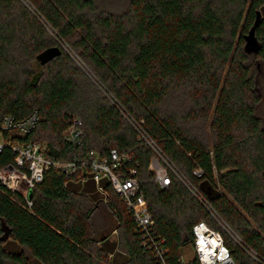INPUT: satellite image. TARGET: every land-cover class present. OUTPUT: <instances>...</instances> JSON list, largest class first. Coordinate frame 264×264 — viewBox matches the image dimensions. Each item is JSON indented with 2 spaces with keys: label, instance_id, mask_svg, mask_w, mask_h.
Here are the masks:
<instances>
[{
  "label": "trees",
  "instance_id": "obj_1",
  "mask_svg": "<svg viewBox=\"0 0 264 264\" xmlns=\"http://www.w3.org/2000/svg\"><path fill=\"white\" fill-rule=\"evenodd\" d=\"M258 11L262 48L248 54L244 36ZM55 47L60 55L42 65L39 55ZM261 79L264 0H130L122 13L96 0H0V124L37 111L23 140L46 144L55 161L129 155L123 170L138 171L168 264H201L183 256L201 221L222 234L236 264H264ZM76 119L82 134L70 142L64 134ZM141 132L204 203L172 173L168 188L157 185L150 169L157 154ZM13 161L9 149L0 153V168ZM86 178L85 186L78 175L48 171L31 208L0 182V264H158L106 180L104 200L120 237L94 235L99 204L89 194L97 183Z\"/></svg>",
  "mask_w": 264,
  "mask_h": 264
},
{
  "label": "built area",
  "instance_id": "obj_2",
  "mask_svg": "<svg viewBox=\"0 0 264 264\" xmlns=\"http://www.w3.org/2000/svg\"><path fill=\"white\" fill-rule=\"evenodd\" d=\"M39 120L37 111L22 119L7 115L2 120L0 124V153L9 149L14 155V161L0 168V182L9 191L21 194L27 206L31 208L33 201L29 195L37 185L43 182L45 174L50 170L61 171L71 177L78 175L79 182H84L86 176H91L102 193H104L102 182L106 180L125 203L136 221L142 234L143 246L152 251L158 260V264H168L166 242L154 231L155 220L145 203V195L138 179V171L137 169L123 170L126 162L131 160L129 155L112 150L107 157L91 153L90 157L82 162L48 159L46 157V144L27 143L23 140L34 131ZM81 125V120H74L64 134L65 140L78 142L82 134ZM141 139L145 140L157 154L150 166L154 172V181L157 185L161 189L168 188L172 184L170 174L172 173L187 185L195 197L204 203L198 189L161 152L157 144L142 132ZM194 174L201 177L203 172L197 168ZM217 220L222 223L219 218ZM224 229L240 244L239 239L228 227ZM193 233L195 240L193 249L201 264H236L230 249L225 244L224 237L217 229L211 227L207 222L201 221L194 226Z\"/></svg>",
  "mask_w": 264,
  "mask_h": 264
},
{
  "label": "rangeland",
  "instance_id": "obj_3",
  "mask_svg": "<svg viewBox=\"0 0 264 264\" xmlns=\"http://www.w3.org/2000/svg\"><path fill=\"white\" fill-rule=\"evenodd\" d=\"M97 5L100 9L104 11H109L113 13H122L124 12L130 0H96ZM262 78V76H261ZM263 79V78H262ZM261 79V82L264 80ZM259 114L264 116V104L259 108ZM87 177L86 179H88ZM85 179V180H86ZM91 183V182H90ZM96 189L91 192V197L95 200L93 206H98L99 209L93 216L91 223L93 226L94 235L100 239L106 234H109L111 241H118L120 237V231L117 229L118 222L114 218V215L107 209L105 202V194L99 191L98 184L95 187ZM107 236V235H106ZM183 256L185 261H189L195 257V251L193 247L187 246L183 251ZM29 264V263H28ZM31 264V263H30ZM33 264H37L33 261Z\"/></svg>",
  "mask_w": 264,
  "mask_h": 264
},
{
  "label": "water",
  "instance_id": "obj_4",
  "mask_svg": "<svg viewBox=\"0 0 264 264\" xmlns=\"http://www.w3.org/2000/svg\"><path fill=\"white\" fill-rule=\"evenodd\" d=\"M262 18H263V16H262L261 12L258 11L253 27L244 36L245 51L248 54H257L262 48V45L256 36V29L260 26V24L262 22ZM60 53H61V50L58 47L48 49L39 55V61L42 65H44V64L48 63L49 61L53 60L58 55H60ZM205 190H206L207 194L210 195V197H212L215 194V191L209 185L205 186ZM32 196H33V192L30 193L29 197L32 198ZM102 240H104V238Z\"/></svg>",
  "mask_w": 264,
  "mask_h": 264
},
{
  "label": "crops",
  "instance_id": "obj_5",
  "mask_svg": "<svg viewBox=\"0 0 264 264\" xmlns=\"http://www.w3.org/2000/svg\"><path fill=\"white\" fill-rule=\"evenodd\" d=\"M91 181L96 185V183L93 180H91ZM88 182H89V180H85L84 183H80V184H84L86 186L88 184ZM89 195L91 196V194H89Z\"/></svg>",
  "mask_w": 264,
  "mask_h": 264
}]
</instances>
